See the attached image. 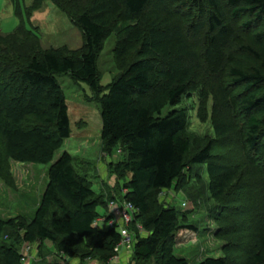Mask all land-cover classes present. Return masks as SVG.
<instances>
[{"label":"trees","instance_id":"16d2710c","mask_svg":"<svg viewBox=\"0 0 264 264\" xmlns=\"http://www.w3.org/2000/svg\"><path fill=\"white\" fill-rule=\"evenodd\" d=\"M178 1L198 8L201 3V0ZM202 1L212 7L205 18L209 34L225 32L227 15L234 19L249 18L242 26L250 30L252 42L241 44V52L238 50L236 54L239 63L229 73L234 78L230 86L244 88L245 132L239 143L245 156L236 162L237 167H244L242 170L236 163L214 156L216 142L225 141L240 128L230 109L233 95L229 96L220 86L208 91L199 85L201 57L193 44L185 40L189 27L183 31L166 17L146 16L150 5L164 0H93L87 10L77 15L60 0H53L83 33L84 45L74 50L66 46L44 49L39 32L25 24L14 32H0V42L3 41L0 43V137L6 153L19 162L50 164L48 184L33 219L16 224L14 219L6 221L0 217V264H24L26 259L6 238L12 227L24 229V242L29 245L36 239L49 240L64 254L75 246L74 237L91 239L98 235L95 223L101 203L92 183L76 170L70 152H62L54 160L64 140L71 136L67 99L57 75L69 73L93 90L98 89V55L117 26L114 4H120L127 17L136 19L121 29L115 55L123 60L136 50V58L112 81L102 97L101 137L111 148L124 145L128 155L124 163L116 165L114 172L121 168L131 172L124 185L123 202H130L135 208L130 226L135 236L132 264H193L174 253L175 232L190 225L181 224L178 210L163 202L160 194L171 191L174 182L193 166L207 165L208 191L214 200L226 197L228 185L238 172L246 178L253 173L250 168L253 160L264 170V0H227L229 13H224L220 0ZM40 2L37 0L32 10ZM204 54L206 51H202ZM191 92H199L200 113L205 118L212 98L216 137L187 159L196 138L187 132V109L178 106ZM167 107L170 110L165 114ZM29 119L33 123L26 127L24 124ZM260 176L258 183H264V172ZM243 178L238 189L249 183ZM54 206L62 215L49 220ZM111 217L112 212L106 216V222ZM255 220L259 226L253 225L256 247L253 245L243 264H264V232H258L260 226L264 229V222H260L264 219L259 223ZM140 221L148 230L147 235L135 234ZM107 233L108 237L95 252L104 264H112L121 232L117 227H108ZM230 262L228 256L207 257L196 264Z\"/></svg>","mask_w":264,"mask_h":264},{"label":"rangeland","instance_id":"374dc122","mask_svg":"<svg viewBox=\"0 0 264 264\" xmlns=\"http://www.w3.org/2000/svg\"><path fill=\"white\" fill-rule=\"evenodd\" d=\"M36 1L0 0V32H14L20 25L25 24L26 27L39 32L41 46L44 49L66 46L74 50L84 45L85 40L80 28L71 22L53 0H41L40 5L32 10L31 7ZM60 1L66 9L77 15L76 13L87 10L93 0ZM220 1L224 13H229L227 0ZM121 8L120 4H114L117 26L98 55V89L93 90L86 83L75 80L69 73L57 75L67 99L71 136L64 140L54 160L62 152H70L76 170L92 183L101 203L98 207L100 216L95 223L98 235L91 239L74 237L75 246L69 253L64 254L56 243L49 240L36 239L29 245L24 242V229L12 227L6 238L25 254L24 264H45L51 261H61L65 264H104L95 249L101 248L100 242L108 237L109 226L106 216L110 215L112 210L115 213L118 211L119 205L123 203L124 185L131 176V172L125 168L114 172L116 165H121L127 160L126 147L119 144L111 148L101 137L102 97L112 81L136 58V50H132L123 60L115 55L121 29L136 22V19L122 13ZM210 11L212 7L207 1L201 0L198 8L192 5L185 6L178 0H164L161 4L150 5L146 16L166 17L183 31L189 27L190 32L186 36L182 32L185 40L190 45L193 44L192 47L200 54L199 58L201 57L199 85L208 91L220 86L229 96L233 95L232 103L228 101L240 128L225 141L216 142L214 156L222 161L236 163L245 156L239 143L245 132L243 129L245 112L242 110L244 88L230 86L234 78H231L229 73L230 69L239 63L237 60L239 55L236 54H239L238 50L241 52V44L251 43L252 34H249L251 33L249 29L242 26L249 19L248 16L234 19L228 15L225 18V32L209 34L205 18ZM2 36L5 37V34ZM19 38L22 39V36ZM202 51H206V54L202 55ZM201 102L199 92H191L178 106L187 109L189 115L187 132L196 138L195 147L187 159L208 140L216 137L212 126L213 100L212 98L209 100L207 118L200 113ZM169 110L170 107H167L164 113ZM32 123L33 120L29 119L24 125L29 127ZM49 167L50 164L19 162L12 159L7 155L4 140L0 137L1 218L6 221L14 219L16 224L29 223L33 219L48 184ZM206 168L207 165L187 169L183 177L174 182L171 191L160 194L163 202L178 210L181 224L192 227L182 226L175 232L174 253L193 264L207 257L227 256L230 257V264H243L253 245L256 247V238L253 234L254 226L257 225L255 219L258 223L264 219V183H258L261 172H264L263 167L253 160L250 166L253 173L246 178L238 172L234 181L228 185L224 194L226 197L220 200H214L208 191L210 180ZM237 168L242 170L244 167L240 165ZM242 178L249 183L245 188L243 184V188L241 186L242 189H238ZM113 199L116 204H110ZM61 215V210L54 206L48 219ZM138 223L135 234L147 235L148 230L141 221ZM258 232L263 234L264 229L260 226ZM90 254L92 255L89 256ZM116 256L111 260L112 264H132L133 248L125 245L118 249Z\"/></svg>","mask_w":264,"mask_h":264},{"label":"built area","instance_id":"2783aa9c","mask_svg":"<svg viewBox=\"0 0 264 264\" xmlns=\"http://www.w3.org/2000/svg\"><path fill=\"white\" fill-rule=\"evenodd\" d=\"M110 204H116L111 201ZM112 217L107 221L109 227H117L121 232V241L116 247V251L123 246L133 247L134 245V233L130 226L134 219L135 208L132 203L124 201L118 207V211L115 213L113 210ZM117 257V256H115Z\"/></svg>","mask_w":264,"mask_h":264}]
</instances>
